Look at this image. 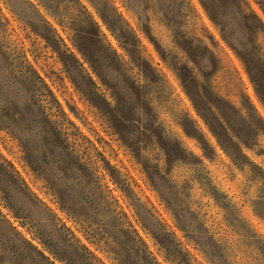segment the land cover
<instances>
[{
    "label": "rangeland",
    "instance_id": "1",
    "mask_svg": "<svg viewBox=\"0 0 264 264\" xmlns=\"http://www.w3.org/2000/svg\"><path fill=\"white\" fill-rule=\"evenodd\" d=\"M99 2L108 23L115 32L119 31L120 44L126 45L121 47L112 35L106 34L115 49L113 60L123 62L129 76L139 84L143 83V75L137 65L149 74L167 76V84L174 89L170 99L158 101L164 104L159 119L171 139L165 155L153 157L156 166L142 168L141 162L126 154L121 143L97 121L90 103H106L97 92H105L107 85L101 80L93 85L90 79L95 82L97 77L90 74L86 89L78 82L74 87L61 63L48 54L54 51L64 65L76 66L63 52L71 42L59 26L37 28L30 24L37 15L33 0H0V58L11 73H20L14 76L13 83L33 92L39 83L46 94L41 99L46 98L52 106L49 113L59 116L78 155L89 169H95L93 179L100 188L106 186L123 209L129 231L122 264H264V103L245 72L222 38L209 28L204 40L192 37L198 40L196 49L190 42L183 47L193 58L207 50L210 57L219 60L218 70L199 87L192 83L189 70L184 73V88L175 87L169 67L182 58V53L168 50V29L178 22L174 0H158L155 6L151 0H125L126 6L121 5V0L108 6H104V0ZM253 2L264 13V0ZM148 11L153 15L142 26L138 25L139 15H129ZM257 17L255 12L250 13L253 25L258 23ZM90 31L96 34L95 27ZM257 80L264 97V75L258 74ZM160 87L154 86L153 99ZM81 93L90 103L81 102ZM177 106L187 113L179 121L168 111ZM210 127L218 130L224 147ZM185 129H194L195 137ZM30 175L31 168L26 169L20 147L10 139L0 142V199L7 204L0 208V223L22 236L28 257L35 253L34 264H54L55 258L41 259L39 252L47 258L49 255L36 247L25 225L18 223L20 212L13 211L21 196L36 200L44 197V191L33 184ZM149 177H154L155 183ZM129 187L140 195L148 212L140 209L134 215L135 210L120 198ZM158 191L168 194L163 204L157 199ZM176 205L182 207L179 214L168 210ZM48 206L55 209L51 203ZM95 256L103 264V254L97 252ZM24 258L20 247L10 239L0 245V261L21 264Z\"/></svg>",
    "mask_w": 264,
    "mask_h": 264
},
{
    "label": "clouds",
    "instance_id": "2",
    "mask_svg": "<svg viewBox=\"0 0 264 264\" xmlns=\"http://www.w3.org/2000/svg\"><path fill=\"white\" fill-rule=\"evenodd\" d=\"M174 2L178 22L168 29V50L173 54L182 53V58L169 67L175 87L184 88V73L189 70H192V83L197 87L218 70L219 60L210 57L207 50L193 58L183 47L185 42H190L191 48L196 49L198 40L192 37L204 40L205 30L209 28L231 50L240 69L250 77V83H255L256 74L264 75V54H261L264 53V13L253 0ZM33 3L37 15L31 18L30 24L37 28L59 26L71 42L70 48L63 52L76 60V66L64 65L54 51L48 54L61 63L74 87L78 82L86 89L90 74L97 77L94 83L101 79L108 82L105 92H97L106 103L91 104L82 93L81 102L90 103L97 121L121 143L126 154L141 162L142 168L156 166L157 160L153 157H163L171 139L158 116L160 108L164 107L158 101L170 99L174 92L167 84V76L149 74L146 68L137 65L143 75V83L139 84L129 76L123 62L113 60L115 49L106 34L112 35L121 47L123 45L119 41V31L112 32L104 18L99 0H33ZM151 3L155 6L158 0H151ZM114 4L115 0H104V6ZM121 5L126 6L125 0H121ZM252 12L259 17L256 25L249 18ZM129 15H139L138 25L142 26L153 13L129 12ZM159 18L163 21V13ZM92 27L96 29L95 35L90 31ZM178 35L182 36L179 41ZM252 64L256 66L255 74ZM19 75L3 66L0 58V142L10 139L20 147L26 169L31 168L30 179L44 191V197L36 200L21 196L13 209L20 212L18 223L25 225L40 251L49 255V259L55 258L54 264H99L97 252L105 257L103 264H122L125 235L129 231L123 209L106 186L100 188L98 181L93 179L95 169H89L78 155L59 116L49 113L52 106L46 98L41 99L46 94L39 83L35 84L33 92L18 82L13 83L14 76ZM155 85L161 87L153 99ZM168 111L176 121L187 115L179 106L168 108ZM149 179L155 183L154 177ZM156 195L162 204L168 197L163 191ZM120 198L130 210H135L134 215L140 209L149 211L131 187L122 191ZM49 203L55 205V209L50 208ZM5 207L7 204L0 199V208ZM168 210L179 214L182 207L176 205ZM8 239L25 254L21 264H34L35 253L28 257L22 236H16L0 223V245ZM0 264L6 262L0 261Z\"/></svg>",
    "mask_w": 264,
    "mask_h": 264
},
{
    "label": "trees",
    "instance_id": "3",
    "mask_svg": "<svg viewBox=\"0 0 264 264\" xmlns=\"http://www.w3.org/2000/svg\"><path fill=\"white\" fill-rule=\"evenodd\" d=\"M257 18H258V17H257ZM71 58H72V56H71ZM72 60L76 63V60H74L73 58H72ZM37 78L43 83L44 87L47 88L48 93H49V94L51 95V97H53V99H55V101L57 102V100H56L54 94H53L52 91L47 87V85L43 82V80H42L39 76H37ZM90 80H91V83H92L93 85H96V83H94L92 79H90ZM101 81H102V83H103L104 85H107V86H108V83H107L106 81H104V80H102V79H101ZM197 111H198L199 114H201L199 109H198ZM210 128H211L212 132L215 134V136H216L218 142L224 147V146H225V143H224V141L219 137L220 135H219V133H218V130L214 129L213 127H210ZM185 131H186V133H187L189 136H191V137H195V131H194V129H192L191 131H190L189 129H185ZM39 254H40L41 259H42L43 261H49V258H47L43 253L39 252Z\"/></svg>",
    "mask_w": 264,
    "mask_h": 264
},
{
    "label": "crops",
    "instance_id": "4",
    "mask_svg": "<svg viewBox=\"0 0 264 264\" xmlns=\"http://www.w3.org/2000/svg\"><path fill=\"white\" fill-rule=\"evenodd\" d=\"M104 18H105V16H104ZM105 19H106V18H105ZM106 20H107V19H106ZM109 25H110V27H111L112 32H115L114 29H113V27L111 26L110 23H109ZM123 45H124L123 47H126L125 44H123ZM67 49H68V48H67ZM252 70H253V73L255 74V69H254L253 66H252ZM245 74H246V73H245ZM246 76H247V78H248L249 81H250V77H249L247 74H246ZM257 78H258V74L255 75V83H254V84L251 83V84L253 85L254 91H255V93H256L258 99H260V100L264 103V97L261 95V86H260V83L258 82Z\"/></svg>",
    "mask_w": 264,
    "mask_h": 264
}]
</instances>
